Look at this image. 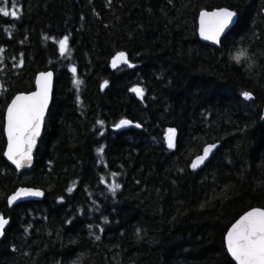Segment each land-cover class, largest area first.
Returning <instances> with one entry per match:
<instances>
[{
    "label": "trees",
    "instance_id": "obj_1",
    "mask_svg": "<svg viewBox=\"0 0 264 264\" xmlns=\"http://www.w3.org/2000/svg\"><path fill=\"white\" fill-rule=\"evenodd\" d=\"M13 2L19 18L0 16V217L8 221L0 264H235L229 227L264 209V0L0 7ZM217 8L237 14L219 46L197 31L200 12ZM65 36L70 51L61 56ZM241 49L249 59L237 64L231 57ZM119 52L132 67H112ZM46 70L55 77L52 102L33 165L19 173L3 156L5 110ZM121 120L140 127L116 128ZM213 143L210 160L193 170ZM22 186L42 198L9 206Z\"/></svg>",
    "mask_w": 264,
    "mask_h": 264
},
{
    "label": "snow or ice",
    "instance_id": "obj_2",
    "mask_svg": "<svg viewBox=\"0 0 264 264\" xmlns=\"http://www.w3.org/2000/svg\"><path fill=\"white\" fill-rule=\"evenodd\" d=\"M5 0H0V4H4ZM236 13L224 8L213 11L211 13H200V35L204 40H211L213 43H219L221 34L234 23ZM0 16H11L13 19L19 18V9L15 7V2L11 9L0 7ZM68 37L65 36L59 40V52L61 56L69 53ZM235 63L240 64L242 60L249 59L247 49L237 51L231 57ZM120 64L129 63L127 55L124 52L117 53L112 59V67L116 68ZM70 71L75 76V67ZM52 73L42 74L38 78L37 84L41 90L30 96L18 95L7 107V151L4 155L15 165L17 170L31 165L32 151L36 145V139L40 135L41 125L44 119L45 110L48 105L49 85ZM80 80L74 79V85L79 86ZM137 96H143V89L135 87L131 89ZM245 100L252 99L249 92L242 93ZM102 124V121H98ZM130 122L121 120L115 127L121 128L127 126ZM140 127V125H136ZM167 146L169 149L175 147V129H168L166 134ZM216 148V145H208L203 149V154L198 155L192 162L193 170L200 167L209 155ZM101 153L103 149L99 150ZM117 173H112L115 177ZM103 182V180L101 181ZM119 183H113L109 186V190L115 194L120 188ZM72 189H69L71 192ZM39 191L21 189L8 200L9 205H12L17 199L22 196H40ZM8 223L6 219L0 217V235H3L5 225ZM95 239L99 240L100 236ZM226 248L235 264H264V210L253 209L242 216L226 235Z\"/></svg>",
    "mask_w": 264,
    "mask_h": 264
},
{
    "label": "water",
    "instance_id": "obj_3",
    "mask_svg": "<svg viewBox=\"0 0 264 264\" xmlns=\"http://www.w3.org/2000/svg\"><path fill=\"white\" fill-rule=\"evenodd\" d=\"M219 9H224V8H217V9H212V10H204L203 12H208V13H211V12H213V11H216V10H219ZM227 9H229V8H227ZM229 10H231V9H229ZM232 11V10H231ZM201 13V12H200ZM236 21H237V16L234 18V23L233 24H231L230 26H229V28L228 29H226V31L224 32V33H222L221 34V37H220V42L219 43H213L211 40H204L202 37H201V35H200V14H199V16H198V20H197V31H198V35H199V38H200V40L201 41H204V42H209V43H213V44H215V45H217V46H219L220 45V43H221V40H222V38L224 37V36H226L227 34H228V32L231 30V28L234 26V24L236 23ZM52 73V76H51V81H50V85H49V93H48V105H47V108H46V110H45V114H44V119H43V122H42V125H41V129H40V135L37 137V139H36V145H35V147L33 148V151H32V161H31V165L30 166H27V167H25V168H22V169H20V170H17L16 169V167H15V165L14 164H12L8 159H7V157L4 155V153L7 151V144H8V141H7V134H6V127H7V119H6V116H7V107H8V105L11 103V101L16 97V96H18V95H24V96H30V95H32V94H34V93H37V92H39L40 90H41V88H40V86L37 84V80H38V78L39 77H41V75L42 74H46V73ZM54 79H55V77H54V72L52 71V70H46V71H41V72H38L37 74H36V77H35V88H34V90H32L31 92H20V93H17L16 95H14L13 96V98L9 101V103L7 104V107H6V110H5V118H4V134H5V138H6V145H5V149H4V152H3V156H4V158L7 160V162L11 165V166H13L19 173H21V172H23L24 170H26V169H29L32 165H33V162H34V153H35V151H36V148H37V146H38V143H39V140H40V137H41V135H42V132H43V128H44V123H45V118H46V115H47V113H48V110H49V108H50V105H51V102H52V98H53V91H54ZM127 121H129V120H127ZM130 123L127 125V126H124V127H121V128H127V127H136V125L138 124V123H136V122H132V121H129ZM139 125V124H138ZM214 145H216V148L213 150V152L209 155V157L205 160V162L200 166V167H198L196 170H199V169H201V168H203L204 166H205V164L210 160V158H211V156L213 155V153L216 151V149L218 148V146H219V144L218 143H213ZM213 144H207L206 146H208V145H213ZM205 146V147H206ZM204 147V148H205ZM203 148V149H204ZM203 154V150H202V152L199 154V155H202ZM198 156V155H197ZM197 156H195L194 158H193V160L197 157ZM192 160V161H193ZM21 189H26V190H32V191H39V192H41L42 193V195H43V192H42V190H40V189H38V188H35V187H29V186H22V187H19L16 191H14L13 193H11L9 196H8V199H7V202H8V200H9V198L11 197V196H13V195H15L19 190H21ZM42 195H40V196H22V197H20L19 199H17L12 205H9V203H8V205L9 206H14V205H16L17 203H20V202H24V201H37V200H40L41 198H42ZM253 209H260V210H264V209H262V208H252V209H249L248 211H246L245 213H243L233 224H235L242 216H244L247 212H249V211H251V210H253ZM232 224V225H233ZM232 225L229 227V229L232 227ZM229 229H228V231H229ZM227 231V232H228ZM226 235H227V233H226ZM226 235H225V244H226ZM229 254V253H228ZM230 255V254H229ZM231 257V256H230ZM233 260V259H232ZM233 262L235 263V261L233 260Z\"/></svg>",
    "mask_w": 264,
    "mask_h": 264
}]
</instances>
